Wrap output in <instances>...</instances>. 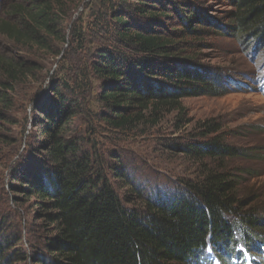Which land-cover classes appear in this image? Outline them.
I'll use <instances>...</instances> for the list:
<instances>
[{"label": "trees", "instance_id": "16d2710c", "mask_svg": "<svg viewBox=\"0 0 264 264\" xmlns=\"http://www.w3.org/2000/svg\"><path fill=\"white\" fill-rule=\"evenodd\" d=\"M84 1L0 0V38L25 55L0 56V125L12 123L16 89L45 83L39 61H65L31 106L9 192L0 185V264H213L207 249L219 264H242L264 253V217L227 166L239 153L220 123L165 144L197 167L167 193L137 183L119 147L170 115L181 130L183 99L218 94L190 57L205 33L194 28L195 0H90L74 18ZM229 1L233 31L264 42V0ZM30 199L22 224L17 209Z\"/></svg>", "mask_w": 264, "mask_h": 264}, {"label": "rangeland", "instance_id": "374dc122", "mask_svg": "<svg viewBox=\"0 0 264 264\" xmlns=\"http://www.w3.org/2000/svg\"><path fill=\"white\" fill-rule=\"evenodd\" d=\"M89 4H92L90 0L81 3L74 18L88 10ZM191 11L199 20L194 28L205 33L195 40L190 57L199 70L218 80L221 86L218 94L183 99L189 124L181 130H174V115H170L157 128L120 139L119 147L137 183L149 192L167 193L175 189L179 181L193 179L197 167L183 153L171 150L165 144L172 140L183 144L195 134L198 124L214 120L222 126L225 143L239 153L228 161L227 166L244 179L241 183L244 201L250 203L255 198L249 208L259 209L264 217V42L242 37L233 31L230 18L233 7L229 0H195ZM9 53L18 58L25 56L0 38V56L14 59ZM39 62L44 67L45 83L28 80L16 89L13 107L8 113L12 123L0 125V134L9 136L13 142L0 144V185H5L7 192L9 170L31 141L34 128L30 123L25 126L31 106L41 102L45 86L54 80L55 71H58V78L65 74V61L60 57ZM33 202L30 199L18 206L22 224L26 220L31 222ZM263 255L254 261L264 264Z\"/></svg>", "mask_w": 264, "mask_h": 264}]
</instances>
